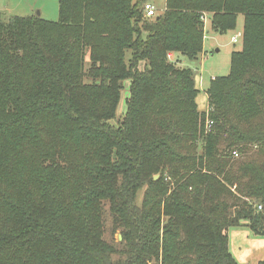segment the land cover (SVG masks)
Returning <instances> with one entry per match:
<instances>
[{
  "label": "trees",
  "instance_id": "16d2710c",
  "mask_svg": "<svg viewBox=\"0 0 264 264\" xmlns=\"http://www.w3.org/2000/svg\"><path fill=\"white\" fill-rule=\"evenodd\" d=\"M145 3L0 13V264H239L228 228L264 237V0ZM239 16L201 112L178 63Z\"/></svg>",
  "mask_w": 264,
  "mask_h": 264
},
{
  "label": "rangeland",
  "instance_id": "374dc122",
  "mask_svg": "<svg viewBox=\"0 0 264 264\" xmlns=\"http://www.w3.org/2000/svg\"><path fill=\"white\" fill-rule=\"evenodd\" d=\"M146 1L154 5L156 13H160L164 8L165 0ZM41 11V15L44 19L56 20L58 17V11L54 1L44 3V9ZM207 18H209L208 15ZM242 23L243 17L239 16L237 26L234 31L219 34L212 31L209 20L206 21L204 24L205 35L202 53L199 55L197 60L187 61L184 59V61L178 63L180 66L190 67L194 72L195 84L199 90L196 96V103L198 110L201 112L206 113L209 110L207 105L208 101L206 90L209 86L210 80L216 76L226 75L229 72L231 52L241 49ZM238 32H240L241 36L239 40L234 43L231 38ZM128 84V81L124 83L125 89L123 90V96L118 110V117H120V113H123L125 110L123 98L127 95ZM198 151L200 152L201 149L199 148ZM143 195L144 190L142 189L137 194V200H142ZM107 230L108 227H106V232H108ZM119 235L120 234L118 232L115 233V241L120 240L118 238ZM227 235L229 251L239 264H258L259 261L264 260V247L262 246L261 241L262 237L254 235L246 225L228 228Z\"/></svg>",
  "mask_w": 264,
  "mask_h": 264
},
{
  "label": "crops",
  "instance_id": "0c3cea01",
  "mask_svg": "<svg viewBox=\"0 0 264 264\" xmlns=\"http://www.w3.org/2000/svg\"><path fill=\"white\" fill-rule=\"evenodd\" d=\"M48 1H54L56 9H58V0H0V13L4 17H11L14 15H32L39 11V15L42 17L41 10L44 9V3ZM259 237H262L261 241L264 247V237Z\"/></svg>",
  "mask_w": 264,
  "mask_h": 264
},
{
  "label": "built area",
  "instance_id": "2783aa9c",
  "mask_svg": "<svg viewBox=\"0 0 264 264\" xmlns=\"http://www.w3.org/2000/svg\"><path fill=\"white\" fill-rule=\"evenodd\" d=\"M144 9H145V12H146V14L148 16L154 15L155 12H156L155 11V7L152 4L148 3V2L144 4ZM240 36H241V34H240V32H238V33H236V35H233L232 36L231 40L234 43H236L239 40ZM212 125H213V121L212 120H209V119H206V122H205V131H209L210 128L212 127ZM234 155L236 156L237 154L234 152ZM258 208L260 209L261 207L258 206Z\"/></svg>",
  "mask_w": 264,
  "mask_h": 264
},
{
  "label": "water",
  "instance_id": "95a60500",
  "mask_svg": "<svg viewBox=\"0 0 264 264\" xmlns=\"http://www.w3.org/2000/svg\"><path fill=\"white\" fill-rule=\"evenodd\" d=\"M37 15H39V11L36 12ZM158 177V175L154 176V179H156ZM119 239H121V235L118 236Z\"/></svg>",
  "mask_w": 264,
  "mask_h": 264
}]
</instances>
